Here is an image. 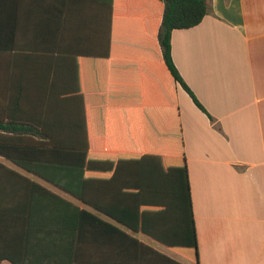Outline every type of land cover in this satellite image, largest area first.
I'll list each match as a JSON object with an SVG mask.
<instances>
[{
    "label": "crops",
    "instance_id": "obj_1",
    "mask_svg": "<svg viewBox=\"0 0 264 264\" xmlns=\"http://www.w3.org/2000/svg\"><path fill=\"white\" fill-rule=\"evenodd\" d=\"M11 6L19 25L14 50L0 53V122L45 129L49 140L88 148L91 160L90 201H79L0 157L67 200L6 201V223H59L54 232L66 235L71 264H194L175 250L180 233L159 217L121 213L139 184L136 157H160L139 116L157 107L164 88L156 1ZM171 47L182 79L214 118L175 84L199 264H264V0H210L199 25L172 32ZM161 162L163 175L169 165ZM149 169L156 172L154 162ZM143 220L147 230L133 228ZM15 243L6 233V251Z\"/></svg>",
    "mask_w": 264,
    "mask_h": 264
},
{
    "label": "trees",
    "instance_id": "obj_2",
    "mask_svg": "<svg viewBox=\"0 0 264 264\" xmlns=\"http://www.w3.org/2000/svg\"><path fill=\"white\" fill-rule=\"evenodd\" d=\"M155 1L159 7L156 26L165 72L164 88L160 89L159 100L155 103L157 107L142 108L141 105L139 116L146 123V144L152 151L159 153L161 160L150 154L136 157L139 184L132 194L129 193L128 201H124L129 206L121 213L137 217H159L170 229L179 232L180 239L184 240L180 245L182 249L179 250L176 246L175 250L192 263L199 264L189 171L175 84L179 83L195 104L207 114L208 112L186 85L174 64L171 37L176 29H190L199 25L209 14L210 0ZM11 3L12 0H0V53L14 50L10 43L15 39L19 22ZM210 119L214 121L211 116ZM50 138L52 136L48 131L34 125L0 122V157L39 176L79 201H90L85 188V175L91 160L89 149L77 143L49 140ZM139 150L144 151V148L139 146ZM163 157L165 166L169 165V168L162 175L158 168L162 165ZM153 162L157 166L156 172L149 169ZM6 201L67 200L0 161V245L4 242L0 249V261L9 260L13 264H71L63 249L66 235L54 232V226L59 223H6V213H9L7 209L10 208L6 206ZM76 211L79 214H89L85 210ZM137 224L139 225H133V228L147 230L149 222L143 220ZM9 232L16 236L15 244L19 246L13 251H6V233ZM47 245H51V248Z\"/></svg>",
    "mask_w": 264,
    "mask_h": 264
}]
</instances>
